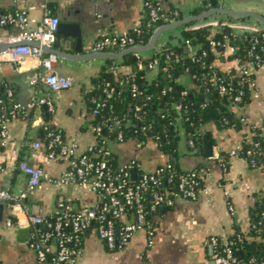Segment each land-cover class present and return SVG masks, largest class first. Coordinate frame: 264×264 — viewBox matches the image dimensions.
<instances>
[{
    "label": "crops",
    "instance_id": "1",
    "mask_svg": "<svg viewBox=\"0 0 264 264\" xmlns=\"http://www.w3.org/2000/svg\"><path fill=\"white\" fill-rule=\"evenodd\" d=\"M49 5L42 6L40 0H0V11L16 13L25 8L28 12L29 28H35L43 15H56L60 23L66 19L78 22L82 30L83 47L92 50V45L103 33H123L143 28L147 24L148 11L145 0H45ZM164 7L176 8L184 16L194 13L203 5V0H163ZM243 10H255L264 14V0H220L219 4ZM230 26L231 33L264 28L252 18L234 19L218 15ZM229 20H232L229 22ZM246 21L241 23L235 21ZM19 32L15 22L0 24V51L7 49L4 43L10 41L8 36ZM179 30L167 31L159 39L158 47L168 42H177ZM59 48L73 51L75 38L65 37L58 32ZM156 49V48H155ZM155 49L143 52L142 57L149 56ZM232 52L230 48L229 52ZM43 57H51V66L44 65L40 57L29 56L22 61L0 62V79L14 89L15 100L27 103L30 98L42 91L49 93L55 104L53 111L47 106L37 110L24 108L16 118L8 121L9 138L6 145H0V187L12 191L25 186L27 175L17 166L19 161L27 159L44 169L41 185L31 191L24 200L29 212L53 213L61 204L74 201L92 205L98 200L97 192L89 181H62L60 178L68 169L67 161L48 155L47 139L43 136L48 125L55 127L67 141H75L79 153L88 152L96 143L97 135L92 124L93 112L90 110L86 94L93 86V78L101 68L109 64V59L92 58L71 60L56 57L53 52L44 51ZM119 59V58H118ZM121 60V59H120ZM222 68L230 69L237 65V60L222 57ZM142 67V61L139 63ZM132 65H124L129 70ZM255 87L252 99L241 116L239 128L221 129L213 121L205 125L213 132L215 141L213 155H206V146L196 149L188 142L183 133L179 146L177 162L183 169L207 167L203 184L195 198H175L173 205H162L153 215L154 234L148 240L146 229L134 232L126 246L109 255L115 257V264H212L215 260L213 238L229 242L237 227L248 229L251 215L256 204L264 199V157L257 165H252L246 156L234 158L228 169L222 168L215 155L222 150H229L242 144L247 133L251 137L252 124H259L264 119V64L255 67ZM36 72L43 74L59 73L73 78V85L66 89L51 90L45 82H33ZM157 73L154 65L148 72V78ZM180 81L188 86L194 84L188 74H182ZM41 141L39 148L32 142ZM106 154H112L116 166H121L135 158L138 169L153 170L168 160L157 142L148 139L139 145L135 138L108 139ZM132 172V170H131ZM133 176V175H132ZM0 264H42L30 242L34 225L28 224L24 212L13 214V202L0 201ZM11 216L13 223L8 224ZM93 235L86 232L82 240V253L76 257L74 264H82L85 252L83 244L91 241ZM82 257V258H81ZM78 258H81L78 260Z\"/></svg>",
    "mask_w": 264,
    "mask_h": 264
},
{
    "label": "trees",
    "instance_id": "2",
    "mask_svg": "<svg viewBox=\"0 0 264 264\" xmlns=\"http://www.w3.org/2000/svg\"><path fill=\"white\" fill-rule=\"evenodd\" d=\"M219 1L216 0L217 3ZM212 6V0H203V5L193 12L199 13ZM7 13L9 12L0 11V18ZM183 16L184 14L176 8L164 7L163 2L157 22L150 25L147 20L146 26L141 28L140 32L128 33L134 36L135 42L146 43L157 26L170 22L171 17L179 19ZM213 17H217L218 21ZM202 22L183 24L178 28L177 42L159 46L149 56L142 57V53H139L134 58L133 53H129L119 59H109L110 63L104 65L93 78V86L86 94L90 110L93 112L92 124L94 127H101L99 131L95 130L96 143L89 154L88 152L86 154L93 158L106 159L117 172L118 166L113 155L106 154L107 140L118 138V134L122 133L123 139L135 138L141 146L148 139L155 140L159 149L168 155L167 161L174 164L173 169L166 171L158 184H150L144 194L148 209L147 219L153 226V215L161 206H157L156 209L150 208L155 190L179 192L181 178L191 169H196L200 173L197 176L198 189L203 184L207 167L183 169L177 162L182 134H185L188 142L193 141L194 148L203 149L206 142L215 141L213 132L206 129L205 125L213 121L221 129L239 128L241 116L237 115V112L244 111L252 99L255 71L247 74L244 69L248 67L251 59L255 60L250 56V49L258 31L228 33L227 24L218 15ZM230 48L232 52H229ZM223 56L225 59H236L237 65L230 69L222 68L220 62L223 61ZM140 61L143 63L142 67H139ZM256 61L255 67H258L264 60ZM151 63L156 64L157 73L150 79L147 75L153 67ZM124 65L132 67L123 70L121 67ZM185 73L192 78L194 82L192 86L180 81V76ZM107 82L115 88L111 98H106L104 91ZM221 84L226 86L223 93ZM9 85L4 82L0 88V97L3 98L0 111L5 114L12 109L11 104L14 101L13 96L8 95L6 90ZM135 86L137 93L133 91ZM236 95H241V98L236 100ZM94 109H97V112H94ZM48 127L43 132L47 141L50 130L59 131L50 125ZM251 131L250 138L247 133L245 134L242 149L251 148L253 154L247 155L244 152L242 154L252 165H257L264 157V119L259 124H252ZM221 154L227 158L228 150H222ZM252 158L254 162L251 161ZM229 165L230 163L226 162V169ZM141 171L138 169V174L136 178H132V182L137 180ZM98 197L95 205L102 203L106 198L102 193H99ZM261 203L254 207L249 228L237 227L229 239L228 244L237 257L233 264H264V199ZM81 207L80 203L74 201L59 206L61 211L68 209L69 213ZM127 210L133 212L132 207H127ZM47 217L53 220L55 213L47 214ZM91 231L89 229L86 232ZM86 232L83 233L80 246ZM220 247L219 243L215 244V251Z\"/></svg>",
    "mask_w": 264,
    "mask_h": 264
},
{
    "label": "built area",
    "instance_id": "3",
    "mask_svg": "<svg viewBox=\"0 0 264 264\" xmlns=\"http://www.w3.org/2000/svg\"><path fill=\"white\" fill-rule=\"evenodd\" d=\"M40 1L43 7H48V3L45 0ZM145 4L148 11V24H154L159 19L163 0H145ZM174 20H176L175 17L170 18V22ZM216 21H218V18ZM9 22H15L19 32L5 39L13 41L24 40L26 42L38 41L40 45L25 43L4 49L0 51V62L3 60L18 62L29 56H36L40 57L44 65L51 66L52 58L43 57L41 45L51 46L58 40L60 18L46 12L39 24L31 29L28 27V12L23 8L16 13H7L1 16L0 24ZM254 30H257L258 34L254 36L250 56L261 62V60H264V28ZM134 31L140 32L141 28ZM132 44H137V42H135L134 36L128 32L116 34L105 32L94 42L92 50H115L114 48L117 47L122 49ZM255 60H250L248 67L244 69L245 73L248 74L254 70L256 66ZM262 64H264V61ZM262 64H259V66ZM154 65L156 64L151 63V66ZM32 81H42L51 90H61L72 86L74 80L66 74L36 72L32 77ZM3 83V80L0 79V88ZM252 87L254 89L255 81L252 82ZM220 88L222 93L226 90L224 84H221ZM6 90L8 95L14 98L13 87L9 85ZM104 91L106 98H111L115 88L111 86L110 82H107ZM133 91L137 93L136 86ZM186 92L184 91V93ZM240 98L241 95L235 96L236 100ZM0 103H3L2 97H0ZM44 105L51 111L55 109V104L49 93L42 91L35 93L25 104L14 98L11 104L12 109L8 114L0 111V145L7 144L9 138L8 121L11 118H16L24 108L37 110ZM94 112H97V109H94ZM94 129L99 131L101 127L96 126ZM47 137L48 155L52 158H60L67 161L69 166L60 179L62 181H89L92 189L98 195L99 193L104 194L106 198L102 203L95 205V202L92 205H84L73 213H69L68 209L61 211L58 207L53 212L55 213L53 220L42 212H29L24 200L31 191L41 185L45 172L43 167L31 163L27 159L20 160L17 166L27 175L26 184L17 188L16 191L0 187V201L13 202V214L18 215V213L24 212L27 223L34 225L30 244L35 249L38 260L42 264H74L76 257L82 253L80 242L83 233L89 229L96 233L108 247L113 249L126 246L134 232L139 229L147 230L148 240L151 242L154 226L147 219L148 209L144 201V194L150 184H158L162 180V175L166 171H171L174 164L166 161L153 170L141 168L140 176L137 177L135 182H132L131 170L133 167L137 168L140 165L137 159L133 158L119 166L116 172L106 159L93 158L86 152L79 153L76 142L74 140L72 142L67 141L60 131L54 132L50 130ZM117 139H123L122 133L118 134ZM41 144L40 140L32 142L34 148H39ZM189 144L194 146L192 140L189 141ZM242 148V144L232 147L228 150L227 158L221 153L216 154L215 158L222 168L226 170V162L230 163L234 158L243 155L242 152L247 155L253 154L251 148ZM251 161L254 162V159L252 158ZM198 175L200 173L196 169H191L187 172L181 178L179 192L172 193V191L155 190L150 208L156 209L159 205H173L175 198H195L199 192L197 187ZM127 207H132L133 212H129ZM6 221L8 224H12L13 218L9 216ZM213 242L221 245L220 249L214 253L217 264H233L237 261L232 247L227 242H221L218 238H213Z\"/></svg>",
    "mask_w": 264,
    "mask_h": 264
},
{
    "label": "water",
    "instance_id": "4",
    "mask_svg": "<svg viewBox=\"0 0 264 264\" xmlns=\"http://www.w3.org/2000/svg\"><path fill=\"white\" fill-rule=\"evenodd\" d=\"M212 7L203 10L199 13H192L183 16L182 18L176 19L171 22L163 23L157 26L154 31L152 32L149 40L146 43H137L127 46L125 48L119 50H89L86 51L83 47L82 41V30L80 24L78 22L72 21L71 19H66L65 21L59 23L58 25V32L65 37L72 36L75 38V45L73 51H69L67 48H59V42H54L51 46L48 45H41L44 51L53 52L56 57L66 58L71 60H87L92 58H100V59H118L123 57L126 54L133 53L134 58L139 53H143L146 51H150L152 49L158 48V42L160 37L163 33L167 31H172L178 29L183 24L189 22H202V20L212 17L214 15H226L234 19H242V18H252L256 21L258 25L264 26V14L255 11V10H241V9H234L223 5L222 3L217 5L216 0H212ZM214 20L217 17H213ZM244 20V19H243ZM232 20H229L231 22ZM241 23H248L246 21H235ZM227 32H230V26H227ZM4 43L7 48H11L14 46L22 45L25 43H30L33 45H40L38 41L26 42L24 40L21 41H7L1 42ZM206 155L211 156L213 155V144L212 142H206ZM132 175L133 178L137 176V170L135 167L132 168ZM3 207V204L0 203V208ZM164 207V205H162ZM1 220V218H0ZM212 264H217L216 260Z\"/></svg>",
    "mask_w": 264,
    "mask_h": 264
},
{
    "label": "rangeland",
    "instance_id": "5",
    "mask_svg": "<svg viewBox=\"0 0 264 264\" xmlns=\"http://www.w3.org/2000/svg\"><path fill=\"white\" fill-rule=\"evenodd\" d=\"M91 241H85L83 250L85 255L82 264H115V257L109 255L110 253L118 251L120 248H110L98 236L93 235ZM82 258V257H81ZM78 258L77 261H79Z\"/></svg>",
    "mask_w": 264,
    "mask_h": 264
}]
</instances>
